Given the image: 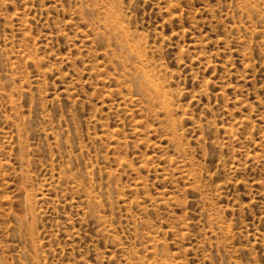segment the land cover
Listing matches in <instances>:
<instances>
[{
	"label": "rangeland",
	"instance_id": "374dc122",
	"mask_svg": "<svg viewBox=\"0 0 264 264\" xmlns=\"http://www.w3.org/2000/svg\"><path fill=\"white\" fill-rule=\"evenodd\" d=\"M0 264H264V0H0Z\"/></svg>",
	"mask_w": 264,
	"mask_h": 264
}]
</instances>
